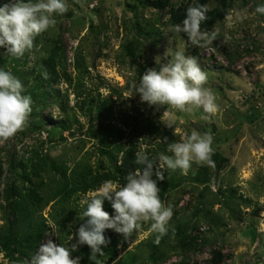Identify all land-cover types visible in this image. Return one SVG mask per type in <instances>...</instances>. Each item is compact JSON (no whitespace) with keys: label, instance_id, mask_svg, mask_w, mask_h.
<instances>
[{"label":"rangeland","instance_id":"1","mask_svg":"<svg viewBox=\"0 0 264 264\" xmlns=\"http://www.w3.org/2000/svg\"><path fill=\"white\" fill-rule=\"evenodd\" d=\"M190 1L170 0L167 9L159 10L146 6L145 0H67L68 12L56 15V27L37 37L22 58L7 56L0 48V60L5 58L1 67L22 81L24 94L31 93L34 101L26 130L0 142V230L9 219L14 228L27 224L13 220L6 196L17 188L11 199L19 201L30 186L25 171L47 157L56 167L42 172L43 201L33 211L46 225L41 243L51 239L71 247L77 242L85 223L79 202L87 193L58 194L57 189L63 175L71 183L76 174H94L112 165L102 152L106 141L101 140V122L122 128L126 133L120 145L156 158V168L161 153L172 155L169 143L181 142L195 130L212 134L214 165L193 163L186 175L165 167L163 181L153 176L161 199L173 209L168 234L157 245L148 222L129 239L113 235L101 247L103 253L115 251L104 260L98 254V264H215L216 254L221 255L220 264H264V14L255 12L264 0H232V19L217 22L210 31L217 32V40L203 47L174 31L171 9ZM6 2L0 0V5ZM59 39L66 58L56 67L61 78L48 74L47 82L43 59ZM176 51L195 57L208 74L205 86L216 95L217 113L153 106L135 94L132 85H139L147 69H158ZM103 101L114 110L108 112ZM127 110L133 131L123 124ZM77 212H82L79 221L68 220V230L62 231V217L75 218ZM91 254L89 246L80 245L72 256L81 257L80 264H94ZM0 264H10L1 246Z\"/></svg>","mask_w":264,"mask_h":264},{"label":"clouds","instance_id":"2","mask_svg":"<svg viewBox=\"0 0 264 264\" xmlns=\"http://www.w3.org/2000/svg\"><path fill=\"white\" fill-rule=\"evenodd\" d=\"M68 10L67 0H8L0 5V48L6 49L7 56L22 58L33 49L37 37L56 27L55 16L64 15ZM208 11L207 5L189 7L182 25H175L174 31L185 33L196 46L213 43L217 40V32L210 33L201 27L209 19ZM255 12L264 14V5L257 6ZM225 19L231 20L232 17L228 15ZM43 75L47 79L46 71ZM207 82L208 74L200 67L197 59L176 51L170 61L162 63L158 69H147L139 85L133 84L132 87L135 94H139L142 101L149 105H167L189 114L203 108L206 113L215 114L219 106L215 93L205 86ZM24 92L22 81L0 67V142L14 138L30 124L34 101ZM212 144L213 136L210 132L199 133L193 130L181 142L168 144L167 150L172 155L161 153L155 170L157 162L149 160L143 151H138L135 163L143 167L129 171L125 184L104 181L80 200V206L85 208L82 213L85 223L78 229L77 242L71 247H65L49 239L39 245L29 264H80L81 257L72 256L80 245L90 247V259L98 264L97 255H104L101 246H107L110 242L104 235L105 230L112 229L129 239L148 222L149 230L156 234L155 243L158 245L168 234L169 222L174 213L172 207L161 199L157 180L153 176L163 181L165 167L173 171L179 169L186 175L193 163L213 166ZM105 200L111 202L115 216H110L104 210Z\"/></svg>","mask_w":264,"mask_h":264},{"label":"trees","instance_id":"3","mask_svg":"<svg viewBox=\"0 0 264 264\" xmlns=\"http://www.w3.org/2000/svg\"><path fill=\"white\" fill-rule=\"evenodd\" d=\"M146 6L153 7L155 9L164 10L169 7L170 0L161 1V0H145ZM232 0H196L195 2L190 1V3L186 5H182L181 7H178L176 9H171V18L173 26L177 24H181L183 20L186 17V12L189 7H195L199 5H207L208 6V17L209 19L202 23V30H207L210 32L213 30L214 26L219 22L220 20L224 19L229 14L230 6H231ZM212 6V7H210ZM180 36L184 39H189L187 35L183 32H179ZM58 46L56 45L54 49L51 50V54L48 58L43 59V65L45 68V71L47 74L55 75V79L59 80L61 78V75L57 72V66L59 64H62L65 58V50L62 47V40H58ZM5 66V58L0 60V67ZM59 75V76H58ZM44 76V75H43ZM68 78V77H67ZM47 80H50L49 77H47ZM68 81H71V79L68 78ZM51 83H55V80L49 81ZM31 96V93H29ZM84 105L87 104V102H83ZM103 106L106 108L108 112H111L114 110L115 106H110L108 101H103ZM87 113H89L87 111ZM126 118L123 120V124L127 128L132 127V131L136 129L135 125H131V115L128 112H125ZM107 118L105 114H101L100 118ZM149 120V119H147ZM59 125L62 128H67L65 121H61ZM137 126V125H136ZM99 129L101 131V135L103 133L104 138L102 137L101 140L105 143L106 141V148L102 152H104L105 155L108 156L109 159H111L112 165L108 166L105 170L101 169L102 171H97L94 174L90 173H79L76 174L74 177H72V182L68 180L67 175H63L65 178L64 183L61 182V186L58 187L57 192L58 194H63L66 192L67 194H70V191H80L83 194L88 193L89 191L97 189L104 181L112 180L115 183H118L119 185H123L126 183L125 177L128 174L129 171H134L135 168L143 167L142 165H137L135 163V155L137 153L136 148H126L124 149L123 146L120 145V141L125 136V131L122 128H117L116 125H113L111 122L109 124H104V122H101L99 125ZM96 135L94 134V137ZM115 148V150H113ZM123 152L121 161H119L118 156L119 153ZM149 160L157 162L156 158H150ZM44 159V160H43ZM56 167L55 164H51L47 157L39 158L37 162H32V168L31 171H25L24 178L27 180V182L30 184L29 188H27V191L24 195H21V199L19 201H13L11 199L12 195H17V188L11 190V192L8 194L7 202H8V209L9 212L13 216V220L16 219H22L26 220L27 224H23L22 226L19 225L17 228L12 227V219H9L7 223H10L5 230H0V246L2 250L5 252V255L10 260V264H29L31 258L36 254L39 245L41 244V241L44 239L45 235V229L46 225L43 222H40L36 219V216L34 217L33 211L38 209L42 205L43 198L41 196V191L45 187L44 181L41 180L42 172L47 171L48 169H53V166ZM154 165V170H155ZM4 169L2 166V163H0V186L1 181L3 178ZM37 181V182H36ZM1 191H0V199L1 197ZM62 213H66V208L62 209ZM104 210L107 211L110 216H115V211L111 206V202L105 200L104 202ZM7 211V209H6ZM82 212H77V216L73 218L70 216L68 219L66 215L62 217L64 220H62V231L66 233L68 230L65 226L68 220L70 222H76L79 221V218L81 217ZM67 229V230H66ZM119 235V233L115 232L112 229L105 230V237L109 240L113 235ZM191 242H197L196 239L191 238ZM113 249L108 250L107 252L103 253L104 255L100 257V259L103 257L110 258L113 254ZM115 251V250H114ZM18 254V256H16ZM221 255L216 254L215 255V264H220L221 262ZM104 260V259H103Z\"/></svg>","mask_w":264,"mask_h":264}]
</instances>
